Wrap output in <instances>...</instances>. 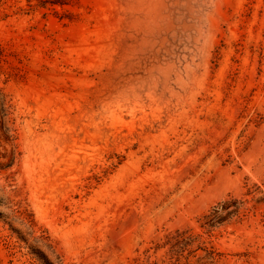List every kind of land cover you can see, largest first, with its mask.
Masks as SVG:
<instances>
[{
    "label": "rangeland",
    "instance_id": "rangeland-1",
    "mask_svg": "<svg viewBox=\"0 0 264 264\" xmlns=\"http://www.w3.org/2000/svg\"><path fill=\"white\" fill-rule=\"evenodd\" d=\"M205 250L264 264V0H0V264Z\"/></svg>",
    "mask_w": 264,
    "mask_h": 264
},
{
    "label": "trees",
    "instance_id": "trees-1",
    "mask_svg": "<svg viewBox=\"0 0 264 264\" xmlns=\"http://www.w3.org/2000/svg\"><path fill=\"white\" fill-rule=\"evenodd\" d=\"M228 204H224L223 207H222V211H226L228 209ZM216 211L215 210V213L216 214ZM180 244H183L184 247H182V251H185V247L188 246L189 244L184 242V240H178L177 241V245H180ZM206 251V256L204 259H207L206 262H203V263H199V264H218L220 262V257L222 256L221 254L219 253H216L214 250H205ZM202 260V259H201ZM176 264H179V260H176ZM186 264H192V263H189L187 262Z\"/></svg>",
    "mask_w": 264,
    "mask_h": 264
}]
</instances>
